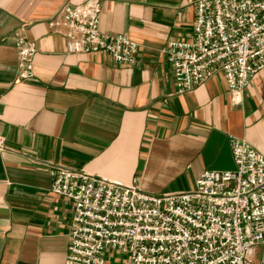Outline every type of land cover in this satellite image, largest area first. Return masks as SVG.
Listing matches in <instances>:
<instances>
[{"label":"crops","instance_id":"obj_1","mask_svg":"<svg viewBox=\"0 0 264 264\" xmlns=\"http://www.w3.org/2000/svg\"><path fill=\"white\" fill-rule=\"evenodd\" d=\"M81 1L0 0V264H65L73 204L51 193L46 166L161 195L234 170L230 137L264 156V69L240 106L221 73L176 94L163 49L191 37L197 0H101L99 30L139 45L132 67L70 54L50 31L62 5ZM17 32L37 46L29 80L18 78ZM104 259L127 264L109 250Z\"/></svg>","mask_w":264,"mask_h":264},{"label":"built area","instance_id":"obj_2","mask_svg":"<svg viewBox=\"0 0 264 264\" xmlns=\"http://www.w3.org/2000/svg\"><path fill=\"white\" fill-rule=\"evenodd\" d=\"M189 39L163 49L176 94L215 74L225 78L230 102L240 106L264 69V0H197ZM101 0L66 2L47 20L67 52H103L132 67L139 45L127 34L99 30ZM18 78L34 77L35 42L15 35ZM235 169L205 170L190 191L150 195L84 171L46 166L50 191L73 204L65 264H105L104 253L127 264H264V156L230 137Z\"/></svg>","mask_w":264,"mask_h":264}]
</instances>
